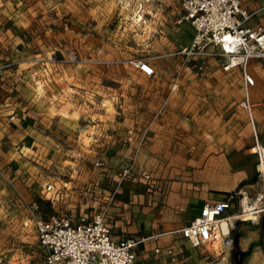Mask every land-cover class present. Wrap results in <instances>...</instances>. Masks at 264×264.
Segmentation results:
<instances>
[{
    "label": "rangeland",
    "instance_id": "1",
    "mask_svg": "<svg viewBox=\"0 0 264 264\" xmlns=\"http://www.w3.org/2000/svg\"><path fill=\"white\" fill-rule=\"evenodd\" d=\"M137 1L0 0V264H46L24 225L29 204L44 217L101 213L121 238L185 224L192 203L210 195L232 197L227 214L239 209L241 187L255 196L260 155L248 149L264 144V64L250 66L252 122L240 68L209 60L196 70L178 52L193 36L176 21L178 0H146L139 23ZM240 2L264 25V0ZM248 228L262 251L264 215L237 220L229 264H246L253 244L243 251L238 238ZM158 240L175 258L147 243L138 264L217 262L180 236Z\"/></svg>",
    "mask_w": 264,
    "mask_h": 264
},
{
    "label": "built area",
    "instance_id": "2",
    "mask_svg": "<svg viewBox=\"0 0 264 264\" xmlns=\"http://www.w3.org/2000/svg\"><path fill=\"white\" fill-rule=\"evenodd\" d=\"M181 15L177 23L186 22L193 28L189 45L178 50L186 57L189 65L196 70H204L209 60H214L222 70L240 68L245 85V95L240 105L254 121V103L249 90L256 83L255 75L250 71L251 63L261 61L264 64V25H254L251 19L258 11L248 9L240 0H178ZM147 1L138 0L133 11L136 23L144 22ZM136 66L146 75L154 73V67L141 60L133 59ZM264 109V95L261 101ZM260 158V162H261ZM264 164V162H263ZM255 189L251 196L250 189L241 187L236 195L240 198V210H245L241 203L259 207L258 221L264 214V175L258 169V178L249 184ZM261 188L260 192L257 188ZM52 184L47 189L52 190ZM233 208L232 197L222 200L205 201L191 220L176 228L161 232L129 234L114 238L101 213L77 216L73 212L44 217L34 204L27 206L28 216L25 226H30L39 245L44 250L46 264H138V253L147 243L155 255L175 258L176 250L171 244H160L158 239L164 234H173L186 239L192 247L205 248L209 256L215 258L224 249L229 253L233 248L230 233L238 217L227 212ZM238 209V210H239ZM232 216L230 219L229 216ZM229 224L223 230L222 220Z\"/></svg>",
    "mask_w": 264,
    "mask_h": 264
},
{
    "label": "crops",
    "instance_id": "3",
    "mask_svg": "<svg viewBox=\"0 0 264 264\" xmlns=\"http://www.w3.org/2000/svg\"><path fill=\"white\" fill-rule=\"evenodd\" d=\"M226 198H228V197H226L223 194H214V195H210V198L205 200V201H208V200H222V199H226ZM205 201L204 200H202L201 202L200 201H195V202L192 203V208L196 210L195 213L199 210V208L202 206V204ZM260 220H261V217L258 220V222ZM243 222H245V221H241V223H243ZM174 228H176V227H174ZM165 230H167V229H165ZM164 235H166V234H164ZM175 236H177V235H175ZM256 239H257V233H256V231L254 229H251V228H248V230L244 231L240 235V237L238 238V248L243 250V251L247 250L253 244V247H252V249L250 251V254L248 255V259H247L246 264H262L261 260H262V257H264V249H263V245L264 244L262 245V251H263L262 252L261 248H260L261 246H259V244H254ZM158 242H159V240H158Z\"/></svg>",
    "mask_w": 264,
    "mask_h": 264
},
{
    "label": "bare ground",
    "instance_id": "4",
    "mask_svg": "<svg viewBox=\"0 0 264 264\" xmlns=\"http://www.w3.org/2000/svg\"><path fill=\"white\" fill-rule=\"evenodd\" d=\"M126 8H127V11H129L127 6H126ZM248 152L249 153L259 152V155H260V158L262 161L258 163V169L261 170L263 175H264V164H263V162H264V144L257 142L256 144H253L249 147ZM241 203L244 206L245 210H240V209L237 210L236 212L233 213V217H238V212H240L241 215H245V214L250 213L251 215H249V216L238 217V221H240L241 219H253L252 218L253 215L255 216V220H256L258 217V213L255 209L257 207H259L258 202H255V205L252 206V204L246 203L245 199H242ZM229 218L231 219L232 216L230 215ZM222 226H223L224 231H227V229H229V224H227L226 219L222 220ZM214 262H216V264H229V247H228V249L226 248L220 254H218L215 257Z\"/></svg>",
    "mask_w": 264,
    "mask_h": 264
},
{
    "label": "trees",
    "instance_id": "5",
    "mask_svg": "<svg viewBox=\"0 0 264 264\" xmlns=\"http://www.w3.org/2000/svg\"><path fill=\"white\" fill-rule=\"evenodd\" d=\"M237 253V252H236ZM234 260V264H239V262H238V259H233Z\"/></svg>",
    "mask_w": 264,
    "mask_h": 264
}]
</instances>
